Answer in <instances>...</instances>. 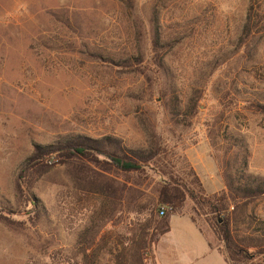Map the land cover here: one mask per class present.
Wrapping results in <instances>:
<instances>
[{
  "label": "rangeland",
  "instance_id": "1",
  "mask_svg": "<svg viewBox=\"0 0 264 264\" xmlns=\"http://www.w3.org/2000/svg\"><path fill=\"white\" fill-rule=\"evenodd\" d=\"M124 1L0 0V264L125 261L159 238L160 182L193 171L212 195L243 159L264 179V32L241 41L250 0ZM105 137L163 154L140 174L103 157L108 171L26 166L38 147ZM246 213L264 220V199ZM204 239L173 215L155 255L187 261Z\"/></svg>",
  "mask_w": 264,
  "mask_h": 264
},
{
  "label": "trees",
  "instance_id": "2",
  "mask_svg": "<svg viewBox=\"0 0 264 264\" xmlns=\"http://www.w3.org/2000/svg\"><path fill=\"white\" fill-rule=\"evenodd\" d=\"M258 32H264V0H250L242 27V43L246 45ZM157 39L159 40L158 37ZM174 112L173 116L176 115ZM149 148L148 151L126 150L120 140L113 137L92 140L89 143L77 139L46 149L38 147L26 166L30 168L45 156H54L68 161H82L89 165L93 163L96 170L108 171L97 160L103 157L111 163L112 169L126 174H140L155 164L157 158L163 154L155 143ZM246 169L247 161L244 159L229 165L225 171V188L212 195H206L202 183L193 171L190 182L176 178L160 182L157 189L159 204L170 211L158 223L161 228L159 238L153 240L150 247L145 242L140 244L125 261H122L121 253L117 250L115 264H146V252L154 259L155 247L160 237L170 231V219L173 215L187 216L196 225H199L197 216L205 217L206 224L222 246L219 250L228 264H264V220L246 213L248 205L264 199V179L247 174ZM188 201L193 206L189 212L182 213L181 210Z\"/></svg>",
  "mask_w": 264,
  "mask_h": 264
},
{
  "label": "crops",
  "instance_id": "3",
  "mask_svg": "<svg viewBox=\"0 0 264 264\" xmlns=\"http://www.w3.org/2000/svg\"><path fill=\"white\" fill-rule=\"evenodd\" d=\"M196 226L200 231V235L205 238V241L201 247L192 246L190 247L191 251L186 250V253H190V258L187 261H183L182 256L180 259L176 256V259L174 258L172 263L167 262V264H228L225 256L219 250L222 248V246L217 241L211 229L208 227L207 231H203L199 225ZM187 257H189V255ZM154 260L156 264H159V261L155 255V250Z\"/></svg>",
  "mask_w": 264,
  "mask_h": 264
},
{
  "label": "built area",
  "instance_id": "4",
  "mask_svg": "<svg viewBox=\"0 0 264 264\" xmlns=\"http://www.w3.org/2000/svg\"><path fill=\"white\" fill-rule=\"evenodd\" d=\"M166 210L164 209V208H162L161 210H160V212H159V215H160V217H165L166 216Z\"/></svg>",
  "mask_w": 264,
  "mask_h": 264
}]
</instances>
